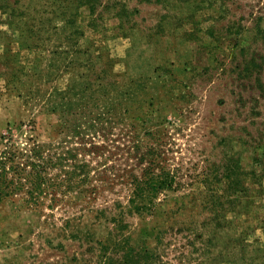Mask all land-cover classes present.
<instances>
[{
    "label": "rangeland",
    "instance_id": "1",
    "mask_svg": "<svg viewBox=\"0 0 264 264\" xmlns=\"http://www.w3.org/2000/svg\"><path fill=\"white\" fill-rule=\"evenodd\" d=\"M4 150L0 264H264V0H0Z\"/></svg>",
    "mask_w": 264,
    "mask_h": 264
},
{
    "label": "trees",
    "instance_id": "2",
    "mask_svg": "<svg viewBox=\"0 0 264 264\" xmlns=\"http://www.w3.org/2000/svg\"><path fill=\"white\" fill-rule=\"evenodd\" d=\"M92 16V15H91ZM1 156H0V196L2 194H6L7 192H10V189H11V183H13L12 179L11 180H7V182H5L6 180V177H5V174L7 173V170L5 169V162L7 159H9V157L6 156L7 154V151H2L1 152ZM136 178H134L135 180ZM38 182L40 183V181L38 180ZM164 182H167L164 181ZM164 182H160L159 184H154L155 183V180H151L149 182H143V183H137L134 185V188L132 190V196L133 198L130 199V202L133 204V206H136V207H144L143 204H144V200H146L147 198V193H149L148 189H147V186L150 185L151 188H155V190H157L158 188H164L165 186H167L168 184H165ZM138 203V204H137ZM139 205V206H137Z\"/></svg>",
    "mask_w": 264,
    "mask_h": 264
}]
</instances>
